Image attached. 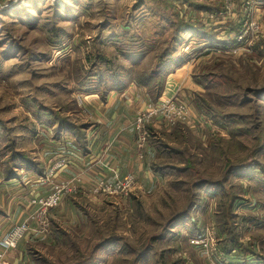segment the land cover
I'll return each mask as SVG.
<instances>
[{
	"label": "rangeland",
	"instance_id": "1",
	"mask_svg": "<svg viewBox=\"0 0 264 264\" xmlns=\"http://www.w3.org/2000/svg\"><path fill=\"white\" fill-rule=\"evenodd\" d=\"M175 21L194 24L178 42L173 40ZM252 22L260 31L251 29ZM171 46L177 58L169 63L166 55L158 70L159 55L171 52ZM178 67V75L191 78L215 71L213 82L202 83L199 91L221 97L223 111L245 115L249 134L232 138L200 115L176 126L151 125L149 162L183 170L185 156L171 151L181 149L193 156V174L153 171L142 187L95 195L98 200L81 186L49 211L48 228L39 226L9 252L11 262L77 264L95 255L98 264H133L134 254L96 249L97 243L117 238L144 249L164 229L166 238L136 264H221L226 259L216 216L226 197L211 183L194 188V194L192 187L224 178L229 164L264 162V95L255 98L248 91L264 89V0H0V217L11 212L8 219L0 218V240L29 218L33 197L52 190L54 163L72 159V151L83 145L69 131L57 135L58 117L92 126V98L103 95L102 73L108 80L117 74L127 87L141 71L156 70L167 78ZM248 99L258 103L257 114ZM225 185L243 199L234 219L240 247L230 257L246 247L264 254V196L253 192L255 182L242 171ZM192 202L195 207L181 216Z\"/></svg>",
	"mask_w": 264,
	"mask_h": 264
},
{
	"label": "trees",
	"instance_id": "2",
	"mask_svg": "<svg viewBox=\"0 0 264 264\" xmlns=\"http://www.w3.org/2000/svg\"><path fill=\"white\" fill-rule=\"evenodd\" d=\"M192 6H194L197 9H205L209 8L211 10H214L213 7H206L204 5H201L200 3H192ZM191 6V7H192ZM194 27V24L192 22H174V30H173V40L175 42H178L181 33L189 31L191 28ZM171 52L168 54H160L158 57V65L157 69L159 70L160 67L163 68L164 62L168 58L166 55H168L169 58V63L173 62L175 58L176 53V47L171 46ZM178 62H181L179 60ZM159 71H141L135 75L134 81L136 85L143 87L146 91L147 98L149 101L152 102H158L160 99L164 85H165V80L166 76L163 77ZM217 73L215 71L209 70L208 71H203L200 74H193V78L195 82L199 84H211L213 81L211 78L213 76H216ZM205 80V81H203ZM105 82L104 89L102 92V98L104 99L106 95H108L112 90H123L126 87L125 81L119 79V76L115 73L110 74L109 80L104 77L103 73L100 76V83ZM207 82V83H205ZM109 87V88H108ZM99 90V89H98ZM100 91V90H99ZM249 92H252L255 94V98H259L264 95V89H251L248 90ZM188 92V98L180 97L181 100L187 102L190 106H193L197 113L200 116H206L211 118L215 124L220 127L221 129L228 130V132L231 134V137L234 138L235 136H246L249 134L251 130V126L246 124V116L242 114H238L235 112H228V111H223L220 107H218L219 103H222V98L221 97H216V98H211L208 95H206L205 92L203 91H187ZM225 99V98H223ZM248 101H251L254 103V110L255 113L257 114L259 105L258 103L255 102V99H248ZM254 101V102H253ZM58 129H57V135H62L64 131H69L72 133V137H74L77 141H81L83 145H81L80 148H76L75 150H78L82 153H86L88 151V137L86 134V130L89 127V124L87 123H75L73 122L69 116H61L58 117ZM221 140L222 137H219ZM149 141V139H148ZM80 143V142H79ZM263 143L260 145L259 148ZM153 148V147H152ZM213 149L216 150V145H213ZM172 153H175L176 155H184L186 164H185V169L181 170L177 166H172V165H165L164 168L163 166H160L157 162L152 161L151 167L154 170V172L157 171L160 172L161 170L169 169L170 170H179V172H186L191 170V173L193 174V169L194 167L192 166L194 164L193 161V156L190 155L187 151H182L181 149H171ZM163 152V151H162ZM160 152V154L162 153ZM156 157H159L158 154H155ZM245 172V177L250 178L253 180L256 184L253 189V192L256 195H263L264 196V162L259 160V159H253L249 163L245 165H240L236 167V165H228V168L225 171V176L224 178H221L220 180L213 181L210 179H205L201 181L200 183H193L192 187V192L194 194V188L199 189L201 186H205V184L211 183V185H214L218 188L221 189L223 197H226V201L220 202L218 207H221V211L216 212V216H218L219 220V227L221 229V233L223 235L222 243L220 245V248L222 249L221 253L223 254L224 259L221 264H264V254H261L258 250H256L255 247H246L244 248V252L241 251L240 254H235L234 256L230 257V254L235 253L237 251L236 247H240V239L238 236V232L240 231L238 227L236 226L237 224L235 223L234 219L239 217L236 213V207L238 203L243 200L239 195H236V193H231L229 188L225 185L227 184L235 174L238 172ZM197 190V189H196ZM80 204H77L79 206ZM194 202L190 203L188 208L184 210L181 213V216L184 214H187L194 208ZM0 211V215H1ZM244 221V220H243ZM237 222V221H236ZM236 224V225H235ZM242 223H238L239 227L241 226ZM244 226V223H243ZM166 231L167 229H164L162 232L155 234L154 236L151 237L150 239V245L146 246L144 249L141 248H136L133 245L125 242L123 245L116 239L113 238H108V239H103V241L97 243V247L100 248L101 246H105L107 248H110L113 252H116L118 254H129L132 253L134 256L132 257V262L133 264H136L139 259L140 261L143 260V258L147 256H151L154 252V244L157 241H161L164 238H166ZM238 236V240L236 238ZM249 251V254H247ZM242 255L243 257H241ZM230 258V259H229ZM154 260V259H153ZM151 262V261H148ZM77 264H98L95 255H91L81 262Z\"/></svg>",
	"mask_w": 264,
	"mask_h": 264
},
{
	"label": "crops",
	"instance_id": "3",
	"mask_svg": "<svg viewBox=\"0 0 264 264\" xmlns=\"http://www.w3.org/2000/svg\"><path fill=\"white\" fill-rule=\"evenodd\" d=\"M181 68H175L168 74L160 98L177 96L188 98L187 91L202 90L201 84L187 77V73L183 77L178 75ZM171 77L172 89L168 90ZM92 100H94L91 104L94 112L91 116L93 127L88 128V151L86 153L72 151V159H69L68 163L57 171L52 182L56 183L78 176L82 180L81 186L90 191L91 187L101 179L113 180L126 174H134L138 179L137 187H142L145 180L153 177L154 171L151 167L152 163L149 162V156L147 157L148 146L146 143L142 147L139 146L138 136L133 126L136 114L149 101L145 89L132 82L123 90L111 91L104 99L102 96H95ZM191 108L193 118L196 115L199 116L195 108L193 106ZM157 126L162 127L161 124ZM89 197L92 200L100 199L95 195H89ZM28 209L31 215L35 207L29 202ZM10 214L11 212L7 210V214L0 218H7ZM37 228H39L38 225L33 223L30 234ZM18 262L20 259L14 264Z\"/></svg>",
	"mask_w": 264,
	"mask_h": 264
},
{
	"label": "built area",
	"instance_id": "4",
	"mask_svg": "<svg viewBox=\"0 0 264 264\" xmlns=\"http://www.w3.org/2000/svg\"><path fill=\"white\" fill-rule=\"evenodd\" d=\"M251 29H258L260 27L251 23ZM193 111L191 106L178 97L160 98L158 102H147L136 114L133 126L138 135L139 146L145 145L149 136L150 126H157L158 124H166V126H176L179 123L192 122ZM68 161L64 159L54 163L49 169V176L55 177L57 171L61 170ZM52 190L45 195H38L33 197L31 204L35 210L31 213L28 219L20 221L11 226L6 234L0 240L2 250H0V264H14L8 258L9 252L18 247L19 243L31 233L32 224L35 223L38 227L48 228V213L58 206L65 195L77 192L82 185L80 177L76 176L72 179L60 180L54 182ZM138 186V179L134 174H126L120 178L113 180L101 179L93 187L91 192L94 195H116L128 194Z\"/></svg>",
	"mask_w": 264,
	"mask_h": 264
}]
</instances>
